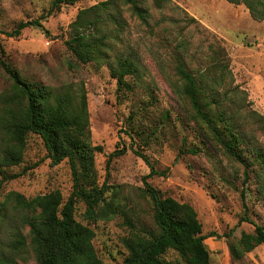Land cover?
Instances as JSON below:
<instances>
[{"label": "rangeland", "instance_id": "rangeland-1", "mask_svg": "<svg viewBox=\"0 0 264 264\" xmlns=\"http://www.w3.org/2000/svg\"><path fill=\"white\" fill-rule=\"evenodd\" d=\"M98 1L63 3L41 18L52 0H0L2 29L11 30L20 21L39 18L47 31L28 26L17 37L2 34L4 57L29 82L54 87L71 83L75 90L84 87L91 141L101 147L95 153L98 185L106 184L105 197L119 202L133 225L152 224L150 206L142 193L146 180L162 195L192 205L207 236L204 242L211 264H264V243L239 258L230 253L231 244L242 232H252L253 223L264 224V171L257 177L249 164L255 153L248 149L242 151L249 164L246 166L212 142L207 141L204 148L191 122L179 119L186 104L175 91L179 82L173 56L174 45L184 40L188 67L196 71L206 66L215 50L220 51L228 61L233 85L243 89L250 107L264 115V22L253 19L243 4L227 0H170L162 8L147 0L151 14L148 25L125 8L127 39L138 49L144 68L138 78H127L130 88L119 90L105 65L75 63L65 45L77 10ZM9 83L0 66V92ZM246 113L247 109L242 110V117ZM248 125L246 130L264 149L259 125L250 119ZM196 146L203 150H187ZM46 155L39 136L30 134L23 162L8 172L29 168L1 183L0 202L9 191L32 197L53 189H59L66 200L72 189L68 162L50 165ZM151 167L160 174H149ZM85 207L82 201L76 203V219L83 223L87 222L82 216ZM245 215L252 222L240 221ZM90 226L95 231L94 247L103 262L121 264L126 255L121 238L129 228L123 216L98 219ZM8 236L5 226L0 231L1 245ZM166 258L173 259L175 254L170 251ZM23 264H35L32 255Z\"/></svg>", "mask_w": 264, "mask_h": 264}, {"label": "trees", "instance_id": "trees-1", "mask_svg": "<svg viewBox=\"0 0 264 264\" xmlns=\"http://www.w3.org/2000/svg\"><path fill=\"white\" fill-rule=\"evenodd\" d=\"M75 1L52 0L50 9L41 18L61 4ZM169 1L152 0L158 8ZM227 1L243 4L253 19L264 22V0ZM125 8L141 23L149 24L147 0H100L77 10L65 40L75 63L105 65L119 90L130 88L127 78H138L144 68L138 49L127 39ZM28 26L47 32L39 18L20 21L11 30L0 26V66L10 81L0 92V185L29 168L24 167L19 173L8 172L23 162L28 136L36 134L47 151L50 165L68 162L72 189L65 201L59 189L32 197L17 191L5 194L0 202V231L6 226L9 236L0 244V264H23L29 255L35 264H105L94 247L95 231L90 224L98 219L109 220L116 214L122 215L129 225L121 238L126 249L121 264H211L210 250L204 242L207 236L202 233L197 213L189 203L162 195L144 180L142 193L150 206L152 224L135 226L119 202L105 197L107 186L104 182L98 185L95 168V153L101 147L91 141L84 87L75 90L71 83L54 87L29 82L4 57L1 35L17 37ZM186 49L184 40L174 45V69L179 82L175 91L186 104L179 119L191 122L204 148L207 141L212 142L228 157L246 166L251 164L257 177L260 176L264 171V149L246 127L250 119L264 134V115L250 107L243 89L233 85L225 55L215 50L202 70L192 71L185 58ZM244 109L247 113L242 117ZM243 148L255 153L249 164L243 158ZM187 150L197 153L203 148ZM149 174L160 172L151 167ZM79 201L86 205L82 215L86 223L75 216ZM241 220L252 222L247 215ZM253 224L252 232H242L231 244L233 258L264 243V224ZM170 251L175 258H166Z\"/></svg>", "mask_w": 264, "mask_h": 264}]
</instances>
